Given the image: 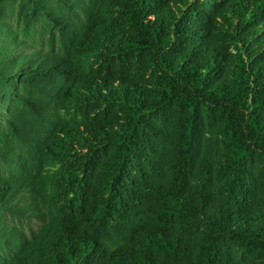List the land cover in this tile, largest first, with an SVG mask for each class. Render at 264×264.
Returning a JSON list of instances; mask_svg holds the SVG:
<instances>
[{
    "label": "trees",
    "instance_id": "obj_1",
    "mask_svg": "<svg viewBox=\"0 0 264 264\" xmlns=\"http://www.w3.org/2000/svg\"><path fill=\"white\" fill-rule=\"evenodd\" d=\"M0 264H264V0H0Z\"/></svg>",
    "mask_w": 264,
    "mask_h": 264
}]
</instances>
